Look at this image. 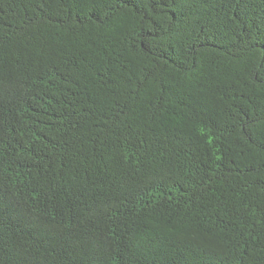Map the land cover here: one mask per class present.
<instances>
[{"label": "trees", "instance_id": "1", "mask_svg": "<svg viewBox=\"0 0 264 264\" xmlns=\"http://www.w3.org/2000/svg\"><path fill=\"white\" fill-rule=\"evenodd\" d=\"M0 264H264V0H0Z\"/></svg>", "mask_w": 264, "mask_h": 264}]
</instances>
